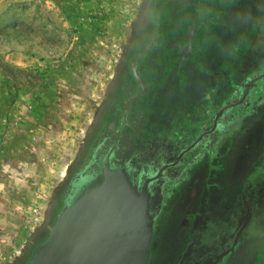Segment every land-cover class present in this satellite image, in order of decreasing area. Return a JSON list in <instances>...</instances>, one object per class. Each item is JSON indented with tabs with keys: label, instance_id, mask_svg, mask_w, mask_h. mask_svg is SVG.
Returning a JSON list of instances; mask_svg holds the SVG:
<instances>
[{
	"label": "flooded vegetation",
	"instance_id": "flooded-vegetation-1",
	"mask_svg": "<svg viewBox=\"0 0 264 264\" xmlns=\"http://www.w3.org/2000/svg\"><path fill=\"white\" fill-rule=\"evenodd\" d=\"M234 3L154 0L88 148L60 193L53 220L108 164L124 171L139 192L146 188L155 232L166 203L182 193L175 187L183 172L193 170L204 178L202 211L193 217L188 239L178 218L164 220L155 258L161 264L259 260L264 251V44L254 53L250 76L240 74L238 44L225 49L212 34ZM163 247H172L169 257Z\"/></svg>",
	"mask_w": 264,
	"mask_h": 264
},
{
	"label": "rangeland",
	"instance_id": "rangeland-1",
	"mask_svg": "<svg viewBox=\"0 0 264 264\" xmlns=\"http://www.w3.org/2000/svg\"><path fill=\"white\" fill-rule=\"evenodd\" d=\"M153 3L0 0V264H26L46 237L60 193L88 148ZM261 4L247 9L243 3L239 13L227 14L221 28L230 44L246 41L261 15L264 19ZM182 175L175 187L182 193L166 203L153 230L150 264H161L154 244L163 223L178 218L188 239L192 219L202 211L204 178L193 170ZM171 248L163 247L168 257ZM240 261L235 257L227 264ZM254 264H264V251Z\"/></svg>",
	"mask_w": 264,
	"mask_h": 264
},
{
	"label": "water",
	"instance_id": "water-1",
	"mask_svg": "<svg viewBox=\"0 0 264 264\" xmlns=\"http://www.w3.org/2000/svg\"><path fill=\"white\" fill-rule=\"evenodd\" d=\"M148 195L106 164L66 200L26 264H149L154 222Z\"/></svg>",
	"mask_w": 264,
	"mask_h": 264
},
{
	"label": "crops",
	"instance_id": "crops-1",
	"mask_svg": "<svg viewBox=\"0 0 264 264\" xmlns=\"http://www.w3.org/2000/svg\"><path fill=\"white\" fill-rule=\"evenodd\" d=\"M259 0H235V3L232 5V7L230 6V8L226 7L225 9V14L226 16L223 18V20H225L227 18V14L234 10L233 12L239 13V9L240 6L243 5V3L245 4L243 7L244 8H251L254 6L255 2L257 3ZM264 0H261V14L264 13V4H263ZM247 12V10L244 11V13ZM249 13H247L246 15H248ZM233 18V17H232ZM262 15L260 16V21H258V24L255 26V28L253 29V31L249 34L248 33V38L246 37V41H240V45H238V49L237 52L235 54V60L238 62L239 65V69H240V74H242L244 76V74H248L250 75L251 73V68H252V61H253V56L255 51H257L256 49H258L259 45H263L264 44V19L262 18ZM222 20V23H223ZM222 23L220 25H222ZM228 27H230V25H228ZM226 30L223 31V27L221 28V26L218 28L217 30L213 31V37L217 38L216 41L218 40H222L224 41L225 44V49L227 48V44H230V42H228L227 37L225 36L226 34ZM214 38V39H215ZM231 45V44H230ZM249 63V66L247 67L246 71L245 68H243L244 66H246Z\"/></svg>",
	"mask_w": 264,
	"mask_h": 264
}]
</instances>
